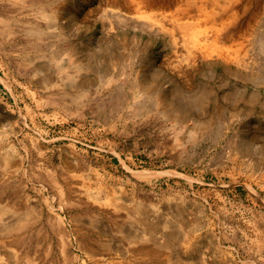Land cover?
Here are the masks:
<instances>
[{"label": "rangeland", "instance_id": "obj_1", "mask_svg": "<svg viewBox=\"0 0 264 264\" xmlns=\"http://www.w3.org/2000/svg\"><path fill=\"white\" fill-rule=\"evenodd\" d=\"M156 1L0 0V264H264V0Z\"/></svg>", "mask_w": 264, "mask_h": 264}, {"label": "bare ground", "instance_id": "obj_2", "mask_svg": "<svg viewBox=\"0 0 264 264\" xmlns=\"http://www.w3.org/2000/svg\"><path fill=\"white\" fill-rule=\"evenodd\" d=\"M157 2V4H158V6H160V7H170V6H172L173 5V1L172 0H157L156 1ZM81 93V92H80ZM79 93V94H80ZM157 174V173H156ZM145 175V174H144ZM155 176H157V175H155Z\"/></svg>", "mask_w": 264, "mask_h": 264}]
</instances>
